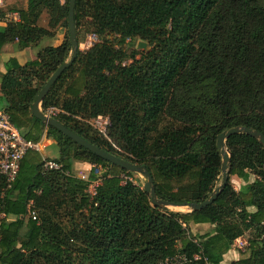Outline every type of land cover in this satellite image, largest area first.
<instances>
[{"label":"trees","instance_id":"trees-1","mask_svg":"<svg viewBox=\"0 0 264 264\" xmlns=\"http://www.w3.org/2000/svg\"><path fill=\"white\" fill-rule=\"evenodd\" d=\"M69 1L28 0L17 9L20 22L0 27V51L16 41L39 47L34 59L5 63L0 107L26 139L57 144L59 155L49 159L62 164L44 171L42 155L32 151L11 186L0 176V264H162L179 252L190 258L185 264H223L247 232L249 246L234 264H264V145L254 137L240 133L226 143L230 176L245 184L237 190L229 179L213 204L183 213L154 206L134 172L32 114L72 52ZM75 20L79 44L87 34L99 41L79 49L42 108L62 107L66 114L57 119L66 127L146 165L160 199H209L222 183L218 135L234 127L264 134V0H77ZM64 29L60 45L43 46ZM136 40L147 49L128 53L126 44ZM98 116L109 117L104 132L90 123ZM75 161L95 166L88 179L75 174ZM98 166L105 172L91 197ZM199 224L212 229L193 234Z\"/></svg>","mask_w":264,"mask_h":264},{"label":"water","instance_id":"water-1","mask_svg":"<svg viewBox=\"0 0 264 264\" xmlns=\"http://www.w3.org/2000/svg\"><path fill=\"white\" fill-rule=\"evenodd\" d=\"M77 0H70L69 1V16H68V23H69V37L72 46V55L71 58L68 59L65 63H63L49 78L44 88L39 93L36 101L32 107V114L39 120H41L45 125L52 126L61 131L66 136L70 137L73 141L78 143L79 145L85 147L86 149L90 150L91 152L95 153L99 157L107 160L108 162L117 165L127 171L140 173L146 176L147 181L144 185V190L150 194L152 203L154 206L159 207H166L170 208L171 206L174 207H189L191 211L201 210L206 208L207 206L213 204L216 198L220 195V193L225 189L228 185L230 179L229 173V163L231 159V154L227 148V140L232 136L240 133H246L255 139H257L262 145H264V134L261 131L254 130L248 127H234L227 131L222 132L218 135L217 144L221 149L222 157H223V164H222V183L215 189L214 193L210 196L209 199L200 202V203H170L168 201L162 200L158 197L156 187L153 183V177L149 169L146 165H139L128 161L122 157H119L109 151H106L97 145L89 142L82 136L78 135L64 124H62L57 118L48 117L41 109L42 101L49 93L52 86L59 80L62 74L67 70L76 60L78 53H79V41H78V32L75 20V7H76ZM147 44L141 42L140 47H146Z\"/></svg>","mask_w":264,"mask_h":264},{"label":"built area","instance_id":"built-area-1","mask_svg":"<svg viewBox=\"0 0 264 264\" xmlns=\"http://www.w3.org/2000/svg\"><path fill=\"white\" fill-rule=\"evenodd\" d=\"M10 4V0H0V27L21 21L19 10L10 8ZM42 111L48 117L52 118H57L62 114H66V111L62 107L54 105L46 109L42 108ZM109 122V117L105 116H98L90 121L96 129L103 132L106 131ZM44 139L40 142L26 139L21 130L10 120V116L5 108L0 107V176L5 177L9 186L16 181L23 160L32 151L39 152L43 156L44 171L59 170L62 168L61 163L45 157L46 154L44 150L46 145L43 143ZM96 168L98 177L90 183L88 188L91 197L97 195V187L102 183L101 175L105 172L102 166ZM32 204L33 202H31V206ZM29 215L34 220L38 219V214L34 208H30ZM184 226L186 227L185 224ZM194 242L198 243V239L195 238ZM235 242H237V246L241 250L249 246V241L245 240L243 237L236 239ZM194 258L198 260L201 258V255L196 254ZM189 261L190 258L185 253L179 252L166 258L162 264H185ZM205 261H208L206 257Z\"/></svg>","mask_w":264,"mask_h":264},{"label":"rangeland","instance_id":"rangeland-1","mask_svg":"<svg viewBox=\"0 0 264 264\" xmlns=\"http://www.w3.org/2000/svg\"><path fill=\"white\" fill-rule=\"evenodd\" d=\"M63 2H64V0H63ZM10 3H11L10 4V8H12V9H23V8H25L27 6V0H10ZM62 31L65 34L66 29H64ZM82 37H83V33H82ZM98 41H99V39H97V37L94 34H87L85 37L82 38V40H81V42L79 44V49L81 51H87L92 46H94V44L97 43ZM140 44H141V41H139V40L128 41V43L126 44L125 47H126V50L128 51V53H131L134 50L144 51V50L147 49V46L146 47H140ZM28 51H29L28 52V57L32 58V56H34L35 53L32 52V50H28ZM71 55H72V52L70 54L69 59L71 58ZM139 57L140 56H138V58ZM74 76H75V78L73 80V85L79 86L80 82H78V81H79L81 76L79 75V73L78 74L74 73ZM41 109H42V105H41ZM46 144H47V147L44 150V152L46 154L45 157L46 158L57 157L59 155V148H58L57 144H54V143H52L50 145H48L49 143H46ZM93 167H94V165H93ZM80 172L82 173L81 170H80ZM75 174L78 175V172L77 173L75 172ZM124 177L125 178H129L126 175H124ZM131 179L135 182V184L141 185L142 187H144V185H145V183L147 181L146 176H144L143 174H140V173H135V175ZM254 179H255V176L252 175L251 178H250V181L252 182V181H254ZM230 180H231V183L233 184V186L235 187V189H237V190H239L241 188V186L245 184V182L242 179H240L239 177H237V176H230ZM170 209L173 210V211H178V212H183V213L191 211V209L189 207H174V206H171ZM250 210L254 211V208H250ZM199 231L200 232H205L206 230L204 228H203V230L202 229L201 230L196 229V232H199ZM251 237H252V233L251 232H247L243 238L248 241V239L251 238ZM237 245H238L237 242H235L234 245H233V248H232L235 251V256L236 257H230V256L227 257L228 263L232 259H239L241 257V254L243 252H245L246 249H247V248L244 247V249L241 250Z\"/></svg>","mask_w":264,"mask_h":264},{"label":"crops","instance_id":"crops-1","mask_svg":"<svg viewBox=\"0 0 264 264\" xmlns=\"http://www.w3.org/2000/svg\"><path fill=\"white\" fill-rule=\"evenodd\" d=\"M28 1V0H27ZM63 38H64V32L60 31V33L58 34L57 38L54 40H46L43 44V46H47V45H53V46H58L63 42ZM28 50H32V52L35 53L34 56H32V58L28 57ZM39 50V47L37 48H22L18 42H13V43H8L7 45H5L3 47V49L0 51V72L5 73L6 67H5V63L11 58V57H16L18 58V60L21 63H25L26 61L30 60V59H34L37 52ZM1 95V92H0ZM43 143L46 145V143H49L48 145L52 144L53 141L52 140H48V139H44ZM93 165L87 162H82V161H75L74 163V172H78L79 177L88 179V177L90 176L92 169H93ZM80 170L82 171V173L80 172ZM84 174V175H83ZM203 228L206 231H209L212 229V225L210 224H199L196 226H192V232L194 234L196 233H200L196 232V229L199 230H203ZM205 231V232H206ZM204 233V232H201ZM237 255V254H236ZM236 257L235 256V251L233 249H231L225 256H224V262L223 264H234L238 259H232L229 263H228V259L227 257ZM226 258V259H225Z\"/></svg>","mask_w":264,"mask_h":264}]
</instances>
